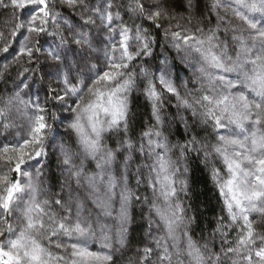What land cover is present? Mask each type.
<instances>
[{"label":"snow or ice","instance_id":"obj_1","mask_svg":"<svg viewBox=\"0 0 264 264\" xmlns=\"http://www.w3.org/2000/svg\"><path fill=\"white\" fill-rule=\"evenodd\" d=\"M201 5L0 0V264H264V0H211V26L172 27L173 16H202ZM158 37L194 54L182 62L215 94L181 96L164 71L145 68L150 116L128 134L132 69ZM165 96L183 112L166 113ZM62 112L77 149L60 142L59 175L46 177ZM193 155L220 204L199 235Z\"/></svg>","mask_w":264,"mask_h":264},{"label":"clouds","instance_id":"obj_2","mask_svg":"<svg viewBox=\"0 0 264 264\" xmlns=\"http://www.w3.org/2000/svg\"><path fill=\"white\" fill-rule=\"evenodd\" d=\"M150 2L156 3L159 0H150ZM211 0H203V5L210 3ZM225 4L228 3V0H223ZM191 3L196 4V0H191ZM203 5L200 7L203 9V15L200 16V13L195 9L191 13H183V17L186 19L189 15L192 17V20L189 24L185 25L184 19H179L177 16H173L175 21L172 24V27L175 28L176 24L183 25L185 27H201L203 28L205 24L211 26L212 20L209 16V11L207 8H204ZM222 12L226 13L228 16H231V12L228 8H223ZM201 20L200 24H197V18ZM259 22V21H258ZM238 23V22H235ZM155 35V33H153ZM160 43L159 46H154V55L152 57H142L136 65L133 67L132 72L135 73L133 76L134 85L127 93V105H128V115H129V133L135 132L137 135L140 132L142 124L148 122L150 116V105L149 101L144 95L143 85L146 83L144 77L141 75V72L147 68L148 71L152 74V77H159L160 72L164 71L169 79L173 80L177 84L178 91L181 96H184L186 92H191L192 96H199L203 93H208L214 95V91L210 89L207 84L201 86V81L199 74L196 71V68L193 64H186L182 62L183 56H189L194 62L196 57L192 53L184 52L177 53L175 50L168 47V42L163 39V37H158ZM222 39H227L224 37ZM167 58L169 63L165 65L163 60ZM183 82V83H181ZM192 85H197L195 90H192ZM167 104L165 105V112H183V108L179 105L177 100L170 99L165 96ZM168 105H171L169 109ZM60 115L63 118V122H55L52 128V134L49 137V157L47 160L46 167L43 169V174L46 177H52L54 175H59V168L61 167L58 156V144L60 142L68 143L73 146L74 151L77 149V146L74 143L75 138L71 135L70 131L67 129V119L70 117L71 113L62 112ZM141 116L143 117L142 123L140 122ZM169 119L171 117L169 116ZM193 123L196 126V129H204V125L200 123L199 116H197ZM123 131V129H121ZM172 134L175 135L174 128L172 129ZM208 132H206V136ZM119 139V133L113 132L106 136L105 144L110 146L112 141ZM195 155L189 158V161L192 160ZM198 158V157H197ZM188 161V163H189ZM54 182V181H53ZM83 191V189H81Z\"/></svg>","mask_w":264,"mask_h":264},{"label":"trees","instance_id":"obj_3","mask_svg":"<svg viewBox=\"0 0 264 264\" xmlns=\"http://www.w3.org/2000/svg\"><path fill=\"white\" fill-rule=\"evenodd\" d=\"M6 17L0 14V25L5 23ZM2 30V29H0ZM14 75V74H13ZM8 88L12 87V82L9 81ZM4 94V85L0 81V95ZM49 107H52L49 105ZM143 117L141 116L140 122L142 123ZM201 137L206 136V131L204 129H195ZM210 131V129H209ZM183 133V128L181 126L180 134ZM179 135V134H178ZM210 139V137H209ZM190 165V181L194 192V202L197 206L201 208L202 219L196 227L197 234H200L201 229L211 228L212 220L215 215L219 213L220 204L217 200L218 192L210 178L209 170L205 167V164L200 158L193 157L189 161ZM207 234L206 231L204 233Z\"/></svg>","mask_w":264,"mask_h":264},{"label":"rangeland","instance_id":"obj_4","mask_svg":"<svg viewBox=\"0 0 264 264\" xmlns=\"http://www.w3.org/2000/svg\"><path fill=\"white\" fill-rule=\"evenodd\" d=\"M209 170V169H208Z\"/></svg>","mask_w":264,"mask_h":264}]
</instances>
